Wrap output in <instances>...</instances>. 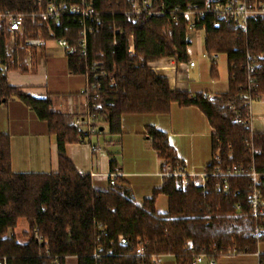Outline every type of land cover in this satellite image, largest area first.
<instances>
[{
	"label": "trees",
	"instance_id": "16d2710c",
	"mask_svg": "<svg viewBox=\"0 0 264 264\" xmlns=\"http://www.w3.org/2000/svg\"><path fill=\"white\" fill-rule=\"evenodd\" d=\"M205 1L156 0L155 7L165 13L135 20L126 14L129 0H94L101 24L90 36L87 56H70L69 67L73 73L83 74L87 61L97 60L115 76L116 86L102 78L100 96L91 101L90 110L97 115L99 129L106 124L110 133L120 134L125 116L168 114L174 103L196 105L214 129L212 155L221 148V169L253 166L264 174V133L253 132L247 124L237 122L230 108L231 104L236 106L248 120L246 94L250 93L255 101L264 95V17L250 19L244 33L231 22L224 21L217 27L211 17L205 21L207 52L228 55V91L219 97L172 89L168 78L150 67L151 62L167 57L188 61L186 23L181 21L175 26L170 11ZM58 2L72 4L77 0ZM48 3L50 0H0V10L30 13ZM39 22L36 27L26 23L28 35L40 30L48 41L78 37L79 25L68 9L57 20L45 22L39 18ZM113 25L125 32L117 44ZM132 35L135 53L131 55L128 40ZM9 38L6 31L0 35V102L18 98L36 110L49 133L57 137L59 169L56 173H15L11 136L0 133V259L7 257L11 264H66L67 257L77 256L79 264H146L136 255L139 240L148 253L173 255L178 264H193L202 252L214 260L229 250L238 254L258 252L264 233H256L264 231V214L252 213L249 198L253 184L247 176L229 177V194L216 189L214 177H210L206 188L194 177L186 186L181 178L168 177L142 203L130 198V190L119 176L113 187L94 189L91 175L80 173L66 156L67 145L84 142L89 134L80 129L73 115L52 111L50 96H34L9 83L8 72L16 69L15 59L7 56ZM249 57L258 59L252 73L247 69ZM210 72L213 79L219 78L215 60H211ZM250 77L255 80L251 82ZM147 135L165 165L182 164L166 132L148 126ZM110 157L114 170L120 164L116 156ZM214 165L205 169L213 170ZM160 194L168 197L166 213L156 209ZM20 218H26L30 226L31 240L27 244H20L15 235ZM100 224L106 227L107 236L101 232ZM120 235L128 239V245L119 243Z\"/></svg>",
	"mask_w": 264,
	"mask_h": 264
},
{
	"label": "crops",
	"instance_id": "0c3cea01",
	"mask_svg": "<svg viewBox=\"0 0 264 264\" xmlns=\"http://www.w3.org/2000/svg\"><path fill=\"white\" fill-rule=\"evenodd\" d=\"M188 61H179L176 57L162 58L152 62L150 67L160 76L167 77L172 89L187 91L192 95H206L211 98L221 96L228 91L229 65L228 55L218 53L215 62L218 65L219 79L211 78L209 67H200L195 59L207 54L206 31L200 30L189 37ZM196 43L195 50H192ZM24 61L25 54L22 52ZM225 61L220 67V60ZM209 59V58H208ZM190 61L195 66L189 65ZM204 61V60H203ZM206 62V61H204ZM32 71L11 70L8 81L25 93L34 96H50L51 110L55 113L85 117L89 112L88 98L83 90L88 84L84 74H75L69 67V57L55 41L35 47L33 50ZM86 133V126L78 124ZM154 126L166 132L175 149L176 156L189 173H200L211 163L214 132L205 113L196 105L181 106L174 103L170 113L164 115L125 116L122 120V132L110 133L106 124H102L100 133L89 136L84 142L69 144L66 156L80 173L92 177L94 189L105 191L110 184L111 175L116 173L123 178L130 190V198L142 203L153 196L166 180L168 165L151 147L147 127ZM252 131L264 133V95L252 105ZM0 133L11 136L12 169L15 173H56L59 169V149L56 135H51L47 124L40 119L36 110L22 99L10 98L0 102ZM93 147L101 149L94 150ZM116 156L120 166L112 170L110 156ZM166 207L164 211V199ZM161 207H160V205ZM160 207L161 209H159ZM159 213L168 211V197L160 194L156 199ZM30 226L26 218H20L15 229L20 244L30 242ZM264 254V242L257 253H244L218 259L217 264H261ZM66 264H79L77 256L66 258ZM162 264H178L173 255H163ZM201 264H207L203 262Z\"/></svg>",
	"mask_w": 264,
	"mask_h": 264
},
{
	"label": "built area",
	"instance_id": "2783aa9c",
	"mask_svg": "<svg viewBox=\"0 0 264 264\" xmlns=\"http://www.w3.org/2000/svg\"><path fill=\"white\" fill-rule=\"evenodd\" d=\"M130 7L126 14L135 20H138L144 15H155L165 13L155 7L156 0H129ZM68 9V13L71 14L73 21L79 25L78 37L76 40H70L68 38H58L55 41L63 52L68 56L80 54L81 57H86L89 51V39L90 36L96 31L98 26L101 24V19L96 12L94 7V0H77L72 4L60 3L58 0H50L46 6L40 5L39 10L30 13H15L10 10H0V35L5 31L10 33V38L7 42V56L12 60L16 61L17 71H32L34 68L33 64V50L35 47L42 46L49 41L43 36L40 30H34L31 35H28L26 23L29 22L32 27H36L40 22L39 18H42L45 22L57 20L59 14ZM173 24L179 26L181 21L186 23V39L192 33L200 30L206 31L207 18L213 19L214 26H220L224 21L231 22L234 27L241 33L247 32L249 29L250 19L254 17H264V0H206L204 4H189L185 8L177 6L171 11ZM114 30V43L117 44L120 37L125 36L123 29L113 25ZM35 34V36H33ZM24 52L25 58L22 59L21 53ZM128 53H135V39L134 36H130L128 40ZM206 58L211 60H217L219 57L218 53L205 54ZM264 57L261 56V58ZM258 59L249 57L247 62V69L249 73H252L258 67ZM152 63V62H151ZM150 63V64H151ZM191 67L195 66L194 61H190ZM11 71V70H10ZM88 80V84L83 90V94L88 98L89 112L85 117L77 116L75 118L76 124H83L86 126V133L89 136H94L100 133L99 125L96 123L97 115L91 112L90 107L92 106V100L99 98L102 91V78H107L112 85H117L115 76L109 73L102 65L100 61L89 60L87 61L85 72L83 73ZM255 79L250 77V81L253 82ZM252 87V86H251ZM207 98H211L205 95ZM253 98L250 93L246 94V102L248 103V109L246 116L248 120L243 118L242 113L234 105H230L233 110L234 118L241 124H247L252 130V105ZM96 104H93V107ZM94 150L101 149L93 147ZM221 148H218L215 154L212 156L211 165L213 170L205 169L200 173H189L186 168L180 162L168 164V172L165 173V177H179L183 181V185L188 184L190 177L198 179L199 185L206 188L210 177H214L215 187L217 190L224 192L225 194L230 193V187L227 184L229 177L231 176H247L253 184V190L249 198V203L254 215L264 214V174L257 172L252 166L249 169L243 166L228 168L222 170L221 163ZM117 174L111 175L110 184L114 185L117 178ZM223 178V180H217ZM101 232L104 236H107L106 227L102 224L99 225ZM264 231L259 230L256 235L263 234ZM118 241L121 245H128L129 241L123 235H120ZM113 243V241H110ZM101 250L99 247L96 250L95 256ZM136 255L143 259L146 264H162L161 257L163 255H156L148 253L146 246L138 241V247L136 249ZM240 255L234 250H229L226 254L221 257L237 256ZM207 262V264H217L218 260H214L208 256L206 252L200 253L196 257L193 264H201ZM0 264H11L7 257L0 259Z\"/></svg>",
	"mask_w": 264,
	"mask_h": 264
},
{
	"label": "rangeland",
	"instance_id": "374dc122",
	"mask_svg": "<svg viewBox=\"0 0 264 264\" xmlns=\"http://www.w3.org/2000/svg\"><path fill=\"white\" fill-rule=\"evenodd\" d=\"M193 49L192 50H195V48H196V43H194V46L192 47ZM195 59H196V61L195 62H197L198 63V65L200 66V67H209L210 65V63H211V59H208V58H204L203 56H202V59L204 60V61H206V62H204L203 60H200L201 58L199 57V56H195ZM224 61H225V55H223L222 56V59L220 60V67L222 66V64L224 63ZM209 72H210V69H209ZM210 76H211V74H210ZM212 78V77H211ZM217 79H219V78H217ZM217 79H214V80H217ZM163 199H164V203H165V205H164V208H163V210H160V211H164V209H165V207H166V199H165V197H162ZM160 205V204H159ZM160 207H161V205H160ZM160 207H158L159 209H161Z\"/></svg>",
	"mask_w": 264,
	"mask_h": 264
},
{
	"label": "water",
	"instance_id": "95a60500",
	"mask_svg": "<svg viewBox=\"0 0 264 264\" xmlns=\"http://www.w3.org/2000/svg\"><path fill=\"white\" fill-rule=\"evenodd\" d=\"M101 130H103V128H101Z\"/></svg>",
	"mask_w": 264,
	"mask_h": 264
}]
</instances>
